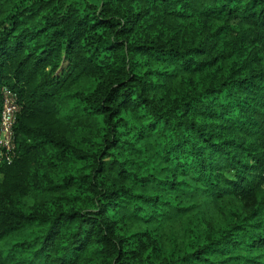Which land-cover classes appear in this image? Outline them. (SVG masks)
<instances>
[{
	"label": "trees",
	"instance_id": "trees-1",
	"mask_svg": "<svg viewBox=\"0 0 264 264\" xmlns=\"http://www.w3.org/2000/svg\"><path fill=\"white\" fill-rule=\"evenodd\" d=\"M3 87L0 264H264V0H0Z\"/></svg>",
	"mask_w": 264,
	"mask_h": 264
},
{
	"label": "built area",
	"instance_id": "built-area-1",
	"mask_svg": "<svg viewBox=\"0 0 264 264\" xmlns=\"http://www.w3.org/2000/svg\"><path fill=\"white\" fill-rule=\"evenodd\" d=\"M0 123V165L12 164L17 156L16 123L21 106L17 92L8 87L2 89Z\"/></svg>",
	"mask_w": 264,
	"mask_h": 264
},
{
	"label": "clouds",
	"instance_id": "clouds-1",
	"mask_svg": "<svg viewBox=\"0 0 264 264\" xmlns=\"http://www.w3.org/2000/svg\"><path fill=\"white\" fill-rule=\"evenodd\" d=\"M69 2H71V0H69ZM113 79H116V77L115 76H113ZM117 82H118V80H117ZM95 99V98H94ZM105 101L103 100V98L101 97L99 100H95V103H97V104H102V103H104ZM251 142V141H250ZM225 175H230V173H225ZM259 259L262 261V262H264V256H260L259 257Z\"/></svg>",
	"mask_w": 264,
	"mask_h": 264
}]
</instances>
